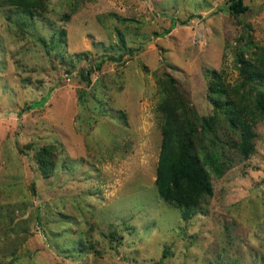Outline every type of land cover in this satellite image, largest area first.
I'll return each mask as SVG.
<instances>
[{
    "label": "rangeland",
    "instance_id": "374dc122",
    "mask_svg": "<svg viewBox=\"0 0 264 264\" xmlns=\"http://www.w3.org/2000/svg\"><path fill=\"white\" fill-rule=\"evenodd\" d=\"M228 1L0 0V264H264V119L244 158L218 117L232 162L190 219L155 184L161 87L212 116L210 72L244 91L264 46V0Z\"/></svg>",
    "mask_w": 264,
    "mask_h": 264
},
{
    "label": "trees",
    "instance_id": "16d2710c",
    "mask_svg": "<svg viewBox=\"0 0 264 264\" xmlns=\"http://www.w3.org/2000/svg\"><path fill=\"white\" fill-rule=\"evenodd\" d=\"M9 2L19 6L22 13H31L33 8L39 7L38 0ZM228 9L232 14H241L248 11L249 6L244 0H229ZM248 42L249 45L254 44L253 41ZM54 44L60 46L61 42L57 40ZM256 48V58H246L240 54L243 77L240 85L245 87L244 91L226 83L218 71L210 72L209 99L215 108L212 116L193 114L181 94L174 98L161 87L159 111L163 115L162 143L155 184L161 198L181 210L183 219H190L198 213V207L213 195L212 174L222 177L232 162L231 156L226 155V150L220 146L221 139L217 132L219 116L238 134L237 139L225 141L230 150L237 151L244 158L255 150V126L264 119V46L258 45ZM134 52L133 48L128 51L130 54ZM121 58L122 55H105L96 62L95 67L83 70L81 76L90 83L91 73L95 69H101L107 60L118 62ZM234 94L238 97H234ZM38 151V163L48 175L55 167L53 150L46 147Z\"/></svg>",
    "mask_w": 264,
    "mask_h": 264
}]
</instances>
